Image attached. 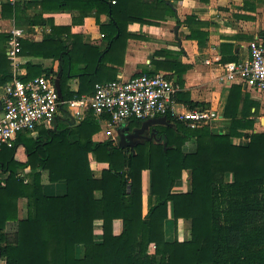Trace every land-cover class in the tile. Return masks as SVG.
<instances>
[{
	"label": "trees",
	"instance_id": "obj_1",
	"mask_svg": "<svg viewBox=\"0 0 264 264\" xmlns=\"http://www.w3.org/2000/svg\"><path fill=\"white\" fill-rule=\"evenodd\" d=\"M57 1L42 0L41 6L77 9L79 21L92 9L97 23L102 13L110 17L108 25L98 23L108 42L103 51L77 44L78 37L72 46L65 44L59 34L68 33V27H53L39 43L21 40L19 55L59 60L63 101L91 95L96 83L117 78L116 68L107 65L122 64L132 37L129 23L155 25L175 16L173 0ZM19 8L16 3L2 2L1 16L17 19ZM184 23L190 27L187 39L200 44L206 40V33L191 29L203 23L192 16ZM7 39L8 34H0L2 86L13 77L5 51ZM26 68L27 73L18 76L24 82L52 73L32 63ZM182 69L169 64L177 75ZM72 78L78 79L76 90L68 86ZM238 100L239 89L236 94L231 90L225 110L231 125L226 134L213 133L208 126L191 129L169 114L165 119L174 125L156 127L160 140L140 141L133 149L120 147L112 139L95 143L92 138L100 126L92 112L76 124L63 104L50 128L40 127L34 135L20 134L10 147L0 145V264H264V131H254L255 120L236 118ZM140 123L131 119L127 126L130 130ZM239 128L251 131L245 135V145L231 143V138L241 136ZM190 141L194 147L187 151L185 144ZM91 158L106 164L99 176L91 169ZM143 171L150 174L145 215ZM42 172L50 183L64 181L66 192L45 195ZM225 174H231L232 181L227 182ZM177 181L188 187L174 192ZM96 192L100 197L96 198ZM19 199L26 200L24 219H18ZM168 213L174 222L190 221L189 240L165 241ZM114 219L123 224L119 235L112 233ZM97 220L102 221L100 241L94 235ZM150 245L153 253H149ZM76 246L82 247L80 258L75 255Z\"/></svg>",
	"mask_w": 264,
	"mask_h": 264
},
{
	"label": "crops",
	"instance_id": "obj_2",
	"mask_svg": "<svg viewBox=\"0 0 264 264\" xmlns=\"http://www.w3.org/2000/svg\"><path fill=\"white\" fill-rule=\"evenodd\" d=\"M5 1L9 0H0V6ZM41 1L15 0L12 2L20 7L18 17L17 19L3 18L0 12V34H8L12 27H18L23 30L21 40L39 43L52 33L53 27H68L70 28L68 33L62 32L59 34L60 40L65 44L72 46L75 37H78L77 44L90 45L98 48L99 51L107 48L108 42L104 39L105 33L100 31L99 24L108 25L110 21L108 14H100L98 24L95 9H92L87 16L79 21L80 12L77 9L69 11L56 9L52 6L42 7ZM52 2L56 3L58 1L52 0ZM50 3V1L46 2L47 5H50ZM170 4L175 8V16H168L155 25L129 23L127 31L132 37L127 40L122 64L116 63L107 66L116 68L117 77L121 76L124 79L141 73L171 74L176 90L172 97L173 113L170 116L179 120L178 116L191 110V107L212 110L217 117L200 127L208 126L213 133L217 134L228 133L231 119L225 117V110L231 90L236 94L239 89L236 118L242 119L244 116L246 119L255 120L254 131H262L261 127H264L261 126L259 120L264 117V92L250 90L240 81L221 82L219 77L223 73V65L226 62H240L248 57L249 42L258 40L264 44V0H173L170 1ZM188 16H192L198 22L203 23L202 26H196L195 24L191 26V29L207 34L206 40L202 44L195 39H187L190 27L185 25L184 20ZM75 18L77 20L73 22ZM3 45L2 43L4 48ZM6 48L5 43V51ZM18 62L16 71L9 63L10 73L13 74L15 71L19 76L25 75L27 73V63L40 66L44 73L47 70H52L51 75L54 79L60 72L58 59L19 55ZM169 64L175 65L178 69L184 66L185 69H182L177 75L174 70H169ZM0 66L3 67L1 63ZM1 78L2 73H0ZM2 85H0V94ZM68 86L71 90H76L78 79H70ZM250 102L253 105L249 108ZM254 112H256V115H254ZM107 116H94L100 126V130L92 138L95 143L107 139L119 143L117 130L127 127V121L115 122L110 116H108L110 119L106 118ZM84 117L79 120L74 119L75 123L78 124ZM173 125V123L168 124V126ZM237 130L241 136L231 138V143L234 145L247 144L248 139L245 135L251 131L241 128ZM191 143L193 144L192 141L185 144V148ZM90 166L95 176H99L101 170L106 168V164L97 163L92 158ZM225 180L227 182L232 181V175L225 174ZM41 183L43 193L47 196H59L66 192L65 182L50 183L46 172H42ZM187 187L188 184L177 181L173 191L179 192ZM149 195L150 174L149 171H143V215L148 210ZM95 196L96 198L100 197V193L96 192ZM151 203H154L153 198ZM26 214V200L19 199L18 219H24ZM101 225V220L94 222L96 241L101 240ZM122 229V221L114 219L112 222L113 235H119ZM190 232L191 223L189 220L180 218L174 222L172 216L168 213L163 226L166 242L174 240L187 241L191 237ZM153 251L154 246L150 245L149 253H153ZM75 255L77 258L82 256L81 246H76Z\"/></svg>",
	"mask_w": 264,
	"mask_h": 264
},
{
	"label": "built area",
	"instance_id": "obj_3",
	"mask_svg": "<svg viewBox=\"0 0 264 264\" xmlns=\"http://www.w3.org/2000/svg\"><path fill=\"white\" fill-rule=\"evenodd\" d=\"M22 36L21 28L12 27L8 31L6 56L15 71ZM15 71L0 94V145L10 147L20 134L34 135L40 127L50 128L63 104L76 120L88 111L96 117L108 115L115 122L131 119L142 122L173 113L172 97L176 88L165 73H141L127 79L119 76L113 81L96 83L91 95L63 101L58 97L52 75L43 74L24 82ZM219 80L240 81L250 90L264 92V44L258 40L249 42L248 57L240 62H226ZM216 117L209 109L188 110L178 116L192 129Z\"/></svg>",
	"mask_w": 264,
	"mask_h": 264
},
{
	"label": "water",
	"instance_id": "obj_4",
	"mask_svg": "<svg viewBox=\"0 0 264 264\" xmlns=\"http://www.w3.org/2000/svg\"><path fill=\"white\" fill-rule=\"evenodd\" d=\"M60 72L57 74V76L54 79V86L56 89V92L58 94V97L61 98V89H60ZM260 124L264 127V117L260 118ZM158 125H168L165 117L160 118H154V119H147L141 122L140 126L138 128H134L132 131H129L128 126L125 127V129L119 128L117 130V134L119 135V143L118 145L120 147L128 146L131 149L140 141H151L154 139L160 140V137H157V130L153 128L151 130L150 136L146 137L144 136V132L153 126Z\"/></svg>",
	"mask_w": 264,
	"mask_h": 264
},
{
	"label": "flooded vegetation",
	"instance_id": "obj_5",
	"mask_svg": "<svg viewBox=\"0 0 264 264\" xmlns=\"http://www.w3.org/2000/svg\"><path fill=\"white\" fill-rule=\"evenodd\" d=\"M140 124H141V123H140ZM140 124H139L138 126H136V127L131 128L129 131H132L134 128H138V127L140 126ZM156 127H157V126H153V127L148 128V129L144 132V136H146V137L150 136L151 130H152L153 128L156 129Z\"/></svg>",
	"mask_w": 264,
	"mask_h": 264
},
{
	"label": "rangeland",
	"instance_id": "obj_6",
	"mask_svg": "<svg viewBox=\"0 0 264 264\" xmlns=\"http://www.w3.org/2000/svg\"><path fill=\"white\" fill-rule=\"evenodd\" d=\"M126 123H127V122H126ZM261 130L264 131V128L261 127ZM193 146H194V145L191 143V144L188 145V147H186L185 149H186L187 151H190V150L193 148Z\"/></svg>",
	"mask_w": 264,
	"mask_h": 264
}]
</instances>
